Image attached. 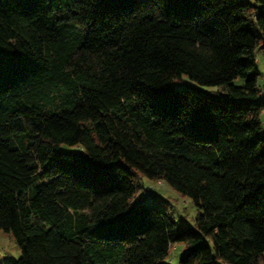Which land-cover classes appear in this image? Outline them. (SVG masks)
Segmentation results:
<instances>
[{"label":"trees","instance_id":"1","mask_svg":"<svg viewBox=\"0 0 264 264\" xmlns=\"http://www.w3.org/2000/svg\"><path fill=\"white\" fill-rule=\"evenodd\" d=\"M258 50L264 0H0L4 264H264Z\"/></svg>","mask_w":264,"mask_h":264},{"label":"rangeland","instance_id":"2","mask_svg":"<svg viewBox=\"0 0 264 264\" xmlns=\"http://www.w3.org/2000/svg\"><path fill=\"white\" fill-rule=\"evenodd\" d=\"M256 65L259 70L257 81L262 90L261 98L264 100V52L262 50H258L256 53ZM172 84L182 86V84H177L175 81ZM199 86L205 90H221V88L211 85ZM262 116H264V111ZM137 184H140V188L136 192L137 196L142 195L143 189L151 188L156 195L154 205L161 207L167 206L169 214L180 225L188 224L192 226L194 224V217L199 211V207L190 197L181 195L162 179H151L146 176H141ZM184 250L185 245L183 243L178 242L172 244L168 254L163 258V262L165 264H179V258ZM19 254L20 248L12 234L0 230V264L15 260Z\"/></svg>","mask_w":264,"mask_h":264},{"label":"built area","instance_id":"3","mask_svg":"<svg viewBox=\"0 0 264 264\" xmlns=\"http://www.w3.org/2000/svg\"><path fill=\"white\" fill-rule=\"evenodd\" d=\"M151 193H152V189L151 188H146L144 196H146L148 194H151Z\"/></svg>","mask_w":264,"mask_h":264}]
</instances>
